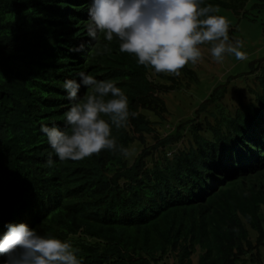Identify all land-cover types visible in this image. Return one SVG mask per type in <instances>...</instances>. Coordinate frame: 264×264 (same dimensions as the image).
Segmentation results:
<instances>
[{
	"label": "trees",
	"instance_id": "1",
	"mask_svg": "<svg viewBox=\"0 0 264 264\" xmlns=\"http://www.w3.org/2000/svg\"><path fill=\"white\" fill-rule=\"evenodd\" d=\"M249 1L205 4L218 6L217 14L221 9L244 17ZM257 1L263 3L250 8L264 10V0ZM89 4L0 0V226L18 223L28 213L29 226L61 239L82 229L95 238L90 244L95 252L83 264H167L172 254L175 264H192L195 254L197 264H238L248 256L259 260L264 245V58L248 64L247 75L262 69L254 104H242L234 117L226 112L220 102L229 77L212 89L192 119L160 138L158 122L144 112L165 123L169 112L162 96L178 89L182 74L194 71L186 64L180 76L156 73L138 64L134 54L121 52L115 37L108 41L99 33L92 41L87 37ZM229 32L234 33L231 26ZM81 70L115 81L128 95L130 110L138 113L126 126L113 127L118 144L129 150L135 141L145 144L146 135L153 137L155 144L131 165L119 159V150L107 149L61 161L40 131L41 124L65 127L71 102L62 85L78 79ZM193 75L190 80L198 83ZM90 91L82 87L78 95ZM212 104L218 124L213 142L202 137L201 123L195 122ZM185 126L193 142L166 158ZM38 173L46 176L44 188L35 180Z\"/></svg>",
	"mask_w": 264,
	"mask_h": 264
},
{
	"label": "clouds",
	"instance_id": "2",
	"mask_svg": "<svg viewBox=\"0 0 264 264\" xmlns=\"http://www.w3.org/2000/svg\"><path fill=\"white\" fill-rule=\"evenodd\" d=\"M87 11L90 21L87 25V37L92 41L98 38L99 33H104L108 41L115 37L119 41L121 52L134 54L138 64L151 67L156 73L179 76L186 64H196L202 58L201 46L204 44L211 45L210 53L217 62L223 61L226 54L233 55L237 60L247 58L243 42L238 40L233 43L230 40L229 18L217 14L218 6L205 4V0H90ZM76 75L78 79L68 78L62 85L71 102L65 113V127L41 124L40 131L46 135L49 145L61 161L82 160L103 149L119 150L127 156L132 144L129 150L118 144L112 129L126 126L130 117L138 115L136 111L130 110L128 95L111 79H98L83 70ZM82 87L90 88L91 91L81 98L78 94ZM170 92L173 91L168 93ZM225 97L226 93L222 100ZM235 112L231 113L232 117ZM148 113L157 118L153 113ZM203 115H210V111L200 114L195 122L201 123ZM192 118L180 121L177 125ZM152 121H158L159 126L158 118L157 121ZM177 125L168 123L167 133L161 135L158 132L159 137H166ZM67 126H70V131L65 130ZM201 127L202 137L215 141L213 131L218 129L217 122L215 126L206 127L212 137L204 135L203 131L207 130L202 123ZM185 131L186 134L189 133V140L187 146L183 147L181 144ZM181 132V140L166 148V158H173V154L179 150H188L193 142L190 127L185 126ZM148 137L152 140L151 144L147 142ZM145 138L146 143L143 145L135 141L137 146H141V150L134 159L130 163L124 160L123 163L131 165L144 148L155 144L151 135H146ZM154 155L157 159L161 158L159 152ZM151 164L149 160L147 166L151 167ZM38 174L35 180L44 188L46 183L42 178L46 176ZM16 212L27 213L16 210H11L10 213ZM29 218L27 213L24 220L17 221L18 223L10 222L6 226H0V264H83L85 256L95 252L90 245L95 238L82 229L75 233L72 231L67 239H61L53 234L41 233L32 224L29 226L32 223ZM55 228L54 231L60 233Z\"/></svg>",
	"mask_w": 264,
	"mask_h": 264
},
{
	"label": "rangeland",
	"instance_id": "3",
	"mask_svg": "<svg viewBox=\"0 0 264 264\" xmlns=\"http://www.w3.org/2000/svg\"><path fill=\"white\" fill-rule=\"evenodd\" d=\"M254 3L260 5L263 2L250 0L246 8L248 12L244 17H237L229 11L219 9V13L227 16L231 21L230 26L233 28L234 33L229 32L230 40L233 43L238 40L243 42V50L247 52V58L245 60H237L233 55L226 54L223 61L217 62L210 53L209 49L211 45H202V58L196 64H187L188 68L195 73L194 75L191 73L189 76H196L198 83L191 81L188 75L182 74L180 76V74L179 76L184 78L181 80V84L176 87L178 89H174L173 92L163 96L169 113L165 117V123H160L157 127L161 135L167 133L168 123L177 125L180 121L192 118V111L195 110L197 104L210 95L213 88L227 82V78L229 77H232V81L226 87V97L221 103L223 108L231 114L242 107V104L255 103V95L261 92L258 78L262 74V69L264 71V62L261 64L262 69H258L256 73L248 75L247 73L250 71L248 67L250 62L264 58V10H252L250 7ZM254 66L256 67L255 64ZM221 91L222 89H220V93ZM214 109L215 106L211 105L208 108L210 115H203L200 118L203 128L207 130L203 131L207 137H212V134L206 127L208 125L215 126L216 124L214 120L216 112ZM148 112L144 113L151 120L157 121V118ZM184 134L185 138L181 144L183 147L187 146V140H189V133L186 134L185 131ZM147 142L148 144L152 143L150 137L147 138ZM137 145L138 143H133L129 154L127 156L124 154L120 155L119 159L130 163L141 150V146ZM254 234L251 232L253 240L255 238ZM259 252V260L255 257L254 260L250 261L248 256L246 260L238 264H264V245L260 248ZM191 259L192 264H197V254L193 255ZM166 263L175 264V255L172 254L166 260Z\"/></svg>",
	"mask_w": 264,
	"mask_h": 264
}]
</instances>
